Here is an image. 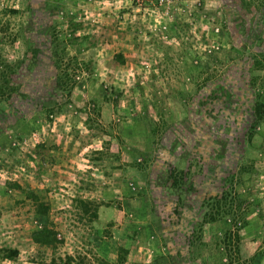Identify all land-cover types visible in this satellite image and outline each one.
I'll return each instance as SVG.
<instances>
[{"label": "rangeland", "instance_id": "374dc122", "mask_svg": "<svg viewBox=\"0 0 264 264\" xmlns=\"http://www.w3.org/2000/svg\"><path fill=\"white\" fill-rule=\"evenodd\" d=\"M229 232L264 264V0H0V264H228Z\"/></svg>", "mask_w": 264, "mask_h": 264}, {"label": "trees", "instance_id": "16d2710c", "mask_svg": "<svg viewBox=\"0 0 264 264\" xmlns=\"http://www.w3.org/2000/svg\"><path fill=\"white\" fill-rule=\"evenodd\" d=\"M229 203H230L229 198L226 192H223L220 195L211 197L210 199L204 202V206L210 209V211L206 209L207 211L205 214L213 215L214 213H216V214H219L220 216H224L232 212L235 216V213L233 212V210H231L232 205ZM210 218H213V216H210ZM231 238H232V233L229 232V234L224 235L223 243H224V247L226 249V253L228 257V264H237L238 263L237 260H235L234 257L231 256V253H230V250H231L230 239ZM40 264H68V261L63 260V259H59V260L51 259L49 261H43Z\"/></svg>", "mask_w": 264, "mask_h": 264}]
</instances>
